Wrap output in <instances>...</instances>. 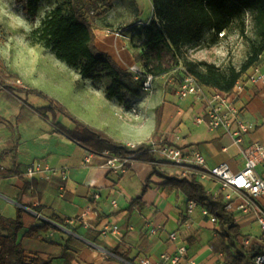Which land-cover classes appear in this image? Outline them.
Wrapping results in <instances>:
<instances>
[{
    "label": "crops",
    "instance_id": "obj_1",
    "mask_svg": "<svg viewBox=\"0 0 264 264\" xmlns=\"http://www.w3.org/2000/svg\"><path fill=\"white\" fill-rule=\"evenodd\" d=\"M154 19L152 0H114L112 8L94 24L97 49L129 72L131 66L137 65L135 52H142L137 35ZM140 22L145 26H137ZM208 39L209 36L199 45L186 47L184 52L203 45L213 50L221 41L208 45ZM259 63L264 67V63ZM157 80L152 93H123L122 102L108 99L106 92H99L98 101L106 103L101 105L95 99V104L101 108L92 119L100 126L94 128L129 147L152 140L165 142L182 148L187 154H201L209 168L227 163L235 173L242 170L244 161L232 139L209 128L205 102L191 98L176 103L167 85L157 88ZM14 92L0 91V154L13 151L0 164V221H16L20 211L23 228L18 241L26 255L52 257L53 264H65L64 254L72 264H140L141 259L150 264H165L161 257L176 253L169 234L178 231L188 247L192 264L226 263V256L217 253L212 246L218 227L202 215V207L188 216V200L181 191L167 189L165 181L157 176L147 181L153 168L165 173L158 158L155 157L156 164L133 159L126 175L115 174L106 166V157L93 154L89 158L92 152L68 138L56 125L60 123L74 129L71 122L67 123L61 115L56 123L49 113L41 116L36 110L47 107L41 98L17 89ZM87 96L78 98L77 103L85 106V102L92 99V94ZM238 106L245 121L259 125L264 119V86L249 84ZM159 109L160 131L153 138ZM199 117L204 119L202 124L196 123ZM251 142L264 145V126L248 135L244 144ZM37 162L56 170L66 169L68 179L63 181L47 173L32 180L26 178L27 168ZM263 171L264 167L257 170L259 174ZM32 181H36V185L22 195L25 185ZM145 186L144 207L131 212V202L140 196ZM206 187L219 190L218 184L206 183ZM95 194H100L98 200L92 199ZM233 195L234 203L243 202L240 192ZM114 200L117 208L111 205ZM257 204L263 206L264 197ZM89 208L96 212L90 219L91 228L86 229L79 223L69 225L70 220ZM231 213L241 227L242 236H261L252 213L246 215L236 208ZM107 224L118 225L121 235L101 236L99 229ZM116 250L131 262L116 256Z\"/></svg>",
    "mask_w": 264,
    "mask_h": 264
},
{
    "label": "trees",
    "instance_id": "obj_2",
    "mask_svg": "<svg viewBox=\"0 0 264 264\" xmlns=\"http://www.w3.org/2000/svg\"><path fill=\"white\" fill-rule=\"evenodd\" d=\"M42 0H16L23 8L28 21L34 24ZM114 0H62L42 22L41 26L32 30L29 42L50 50L56 58L76 69L81 78L93 83H99L103 76L113 80L114 86L108 88V99L124 100L123 92L129 91L122 79L133 78L128 71L121 69L107 54L100 52L96 46L94 24L104 17L106 11L113 6ZM154 17L150 26L144 27L138 33L142 52L138 56L140 66L145 73L154 78L168 76L182 67L187 74L196 79L198 84L208 89H219L231 93L236 83L246 75L252 67L258 65L264 54V0H152ZM252 14L254 23L259 30L260 42L253 43L246 61L239 69L230 67L223 70L216 64L196 62L188 59L184 49L205 42L216 44L221 33H226L236 23L245 30L246 15ZM175 53V66L167 67L164 53ZM167 62V61H166ZM178 73L172 79H179ZM18 79L7 67L0 56V91L13 93L16 89L12 80ZM134 80V78H133ZM135 81V80H134ZM144 81L137 82L142 89ZM168 86V85H167ZM27 95H33L48 102V106L37 109L36 112L45 117L52 115V121L57 122L61 115L68 119L74 129H69L57 123V127L71 140L94 155L104 156L109 151L117 157L131 156L133 159L156 164L154 154L147 144L131 148L117 143L105 133L83 123L67 108L53 98L48 97L37 89H19ZM159 111H157V127L153 138L160 131ZM13 152V151H10ZM9 151L0 154V164L10 154ZM105 157V156H104ZM107 159V158H106ZM157 176L165 181L164 186L169 190L181 191L188 201H196L202 208L217 220L218 232L212 241L213 249L226 256L225 264H253L254 258L264 250L254 246L246 251L240 244L242 230L233 213L226 210L227 204L207 194L204 187L195 182L169 176L153 168L148 176V182ZM36 181L27 183L21 192L24 195ZM147 192V186L142 189L140 196L130 204V211L142 209V200ZM23 224L20 211L16 221H0V264H53L54 258L42 259L26 255L18 241ZM114 254L126 262H131L118 250ZM65 264H72L67 255H63Z\"/></svg>",
    "mask_w": 264,
    "mask_h": 264
},
{
    "label": "built area",
    "instance_id": "obj_3",
    "mask_svg": "<svg viewBox=\"0 0 264 264\" xmlns=\"http://www.w3.org/2000/svg\"><path fill=\"white\" fill-rule=\"evenodd\" d=\"M137 26L145 25L140 22ZM224 36L225 33L220 34V38ZM129 72L136 82L144 81L142 86L143 92H153L154 82L159 78H154L151 74L145 73L143 68L138 65L131 66ZM178 73L181 74L180 78L177 80L172 79ZM161 79L168 85L169 92L173 95L176 103L180 104L191 98L205 102V117L208 119L209 128L221 131L232 139L233 145L239 150L243 158L244 167L237 173L233 172L227 163L209 168L207 167L205 158L199 153L187 154L178 146L154 140L150 141L147 146L154 156L159 159L158 161L167 175L201 184L207 194L212 195L216 199L223 200L227 204L226 210L229 212H232L236 208L246 215L252 213L260 227L261 236L258 238L243 236L240 238V244L246 251H250L254 246H259L264 250V204L263 206L257 204V201L264 197V171L261 174L257 172L260 167H264V145L257 142H251L248 145L244 144L245 138L248 135L255 132L258 127L264 126V119L259 125L249 123L245 121L242 109L238 106L240 97L249 84L264 86V67L260 65L252 67L236 83L231 93H224L219 89H208L200 86L196 79L187 74L182 67ZM13 85L18 87L23 86L20 80L15 81ZM206 91L208 92L205 93ZM14 94L16 93L14 92ZM133 114L136 115V112L133 111ZM203 122L204 119L201 117L196 119L197 124H202ZM176 139L179 140V136ZM224 151H227V149H224ZM92 155L93 153H89V158ZM104 156L107 158L106 166L110 171L122 176L127 174L128 166L133 162L131 156L117 157L109 151H105ZM45 173L50 177H58L63 181H66L69 177L66 169H52L44 162H37L28 167L25 177L32 180ZM206 183L218 184L219 190L215 191L210 187H206ZM233 192L241 193L242 203H234ZM99 198L100 194L92 196L93 200H98ZM111 205L114 208L118 207L115 200ZM199 206L194 200L188 201V216H192ZM201 212L203 216L209 218L213 225H217L216 218L207 209L202 208ZM95 216V210L89 208L68 223L70 226H75L79 223L86 229H89L92 227L90 219ZM99 233L103 237L121 235L120 227L111 224L102 226L99 229ZM169 240L175 244L176 253L174 255H163L161 257L162 262L165 264H179L181 262L192 264L189 258L188 247L183 242L180 233L178 231L170 233ZM140 264H150V262L146 259H141ZM253 264H264V253L258 254L254 258Z\"/></svg>",
    "mask_w": 264,
    "mask_h": 264
},
{
    "label": "rangeland",
    "instance_id": "obj_4",
    "mask_svg": "<svg viewBox=\"0 0 264 264\" xmlns=\"http://www.w3.org/2000/svg\"><path fill=\"white\" fill-rule=\"evenodd\" d=\"M61 1L42 0L37 20L32 24L25 17L22 6L17 4L16 0H0V56L8 69L18 76V79L12 80L11 83L17 80L22 82V87L15 86L18 91L19 89H37L64 105L77 119L87 122V125L94 128L96 125L100 126L92 119L95 111L99 112L101 108L99 104H95V99L101 105L106 103L105 100L98 101L100 100L98 93L102 94L113 87L115 85L113 80L105 76L99 83L83 80L76 69L59 61L50 50L29 42L32 30L41 26ZM220 39L215 49L212 50L203 45L200 48L185 51L186 57L196 62L216 64L223 70H228L230 67L239 69L249 56L252 44L260 42L259 30L254 23L253 15H246L244 31L235 23L226 36ZM138 46L139 43L135 45L136 48ZM135 53L137 65L140 66L138 61L140 53ZM164 59L167 67L175 66L176 57L173 51L164 53ZM260 62L264 63V54ZM122 83L133 93L142 91L131 76L122 79ZM165 85L163 79L157 80V88H163ZM89 94H92V99L86 101L85 106L77 103L78 98L88 97ZM41 101L48 106L47 101L43 99ZM108 108L109 106L105 110ZM64 120L70 123L65 117Z\"/></svg>",
    "mask_w": 264,
    "mask_h": 264
}]
</instances>
